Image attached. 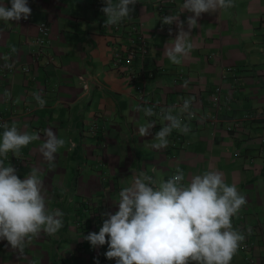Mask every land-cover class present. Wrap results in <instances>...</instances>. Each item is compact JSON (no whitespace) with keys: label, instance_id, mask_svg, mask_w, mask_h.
I'll use <instances>...</instances> for the list:
<instances>
[{"label":"crops","instance_id":"0c3cea01","mask_svg":"<svg viewBox=\"0 0 264 264\" xmlns=\"http://www.w3.org/2000/svg\"><path fill=\"white\" fill-rule=\"evenodd\" d=\"M2 2L11 6L10 0ZM182 2L173 0L169 14H178ZM234 4L202 13L199 27L191 30L193 49L176 65L163 53L175 38L176 25L161 24L154 0H138L130 18L121 22L124 27L127 21L138 20L146 40V52L134 65L145 74L141 97L111 65V26L104 25V0H27L32 10L28 19L0 21V112L9 125L15 122L21 131L41 135L20 150L25 159L17 166V175L23 178L31 168H39L47 206L64 214L59 231L52 236L41 232L22 256L0 240V264H96L94 258L99 264H115L103 255L107 244L93 248L81 241L83 228L98 232L96 226L107 218L102 213L117 210L119 192L140 172L158 186L178 170L185 183L193 175L218 170L226 183L236 185L247 203L232 218V225L244 234L250 249H238L231 264H264V236L259 230L264 225L261 125L250 121L233 131L225 128L226 120L244 111L256 109L264 115V0H234ZM188 15L181 13L180 19ZM41 21L48 25L45 51L52 55L50 62L30 57ZM227 64L234 67L233 78L228 73L220 77ZM185 81L190 82L187 87ZM217 84L229 98L220 118L212 122L206 114ZM5 91L11 93L7 100ZM36 92L46 101L42 108L33 97ZM188 97H194L190 109L194 115L183 118L191 130H173L166 148H151L165 122L158 115L145 116L136 106L152 107L157 114V109L171 106L176 114L182 98ZM148 121L156 122L150 134L137 135L138 126ZM93 123L94 132L89 129ZM49 127L66 139L54 171L39 152L43 130Z\"/></svg>","mask_w":264,"mask_h":264},{"label":"clouds","instance_id":"9594fccd","mask_svg":"<svg viewBox=\"0 0 264 264\" xmlns=\"http://www.w3.org/2000/svg\"><path fill=\"white\" fill-rule=\"evenodd\" d=\"M137 2L104 0L101 8L104 25H118L130 18ZM10 5L7 7L0 0V21L18 22L31 15L27 0H10ZM234 6V0H183L178 14L164 15L160 19L162 25L175 24L177 29L171 45L164 47L165 57L173 64H181L193 49L191 30L199 27L198 18L202 13L212 14ZM184 12L191 15L181 20L180 14ZM168 32L171 35V27ZM189 83L185 81L183 86ZM4 97L7 100L11 93L5 91ZM33 97L41 108L45 106L46 101L39 92L33 93ZM182 99L176 114L171 106L161 108L159 114L152 107L136 106V111L142 110L145 116L158 115L165 122L153 136L151 148H166L173 130L181 133L191 130L183 117L187 114L191 119L194 115L190 110L194 97ZM155 125V121L139 125L137 135H149ZM0 129H3L0 134V240H6L11 249L22 256L41 232L55 235L63 226L64 214L60 209L47 206V190L39 168H31L20 178L10 162L5 164L9 153L19 158L20 150L40 140L41 135L21 131L15 122L0 123ZM65 146L66 139L51 127L43 130L39 152L50 171L56 169L57 153ZM184 181V173L178 170L154 186L153 178L140 172L119 192L117 210L102 213L107 218L99 231L89 232L83 239L93 248L107 244L103 255L114 259L115 264H231L245 239L232 225V218L247 203L245 196L235 184L226 183L224 174L218 170L196 174L187 183ZM94 259L99 264L98 259Z\"/></svg>","mask_w":264,"mask_h":264},{"label":"built area","instance_id":"2783aa9c","mask_svg":"<svg viewBox=\"0 0 264 264\" xmlns=\"http://www.w3.org/2000/svg\"><path fill=\"white\" fill-rule=\"evenodd\" d=\"M172 2L173 0H154L155 10L160 19L164 15L169 14ZM122 25L123 22H120L118 25L111 26V65L117 68L118 71L121 72V75L127 77L128 82H130L133 86V92L136 93L137 96L141 97L143 94L142 78L145 74L139 65L137 67H134V65L136 60L140 61L146 52V40L138 20H129L127 21L126 26L122 27ZM47 33V23L45 21L38 22L36 24V32L32 38L35 46L30 56L31 60L34 62H36L40 57H43L45 62H50L52 60V55L45 51V44L48 41ZM22 68L27 69L25 66ZM233 72L234 67L231 64L224 65L221 69L220 77H224L228 73L229 76L233 78ZM211 93L213 97L210 100L209 113L206 114V117L207 120L214 122L220 118V110L226 106V102L229 97L226 93H221V87L219 84L213 87ZM24 109H28V107L24 106ZM160 110L161 109H157L159 113ZM250 121H257L260 123V137L264 138V115L256 109L244 111L239 117L226 120L225 128L228 131H233L244 125V123ZM4 122H6V116L0 112V123ZM89 129L94 132L96 125L93 123L90 125ZM175 140L180 141V138L176 137ZM24 159L25 157L21 154L19 158L13 155L8 157V161L15 166V168H17V166L22 163ZM98 226L99 225L96 226V229L99 231L100 227ZM259 230L264 236V225ZM246 231H249V228L246 229ZM89 232L90 231L84 227L82 232L83 237L87 236ZM83 237L81 238V241L85 240ZM240 247L245 250L250 249L247 238L244 239Z\"/></svg>","mask_w":264,"mask_h":264},{"label":"rangeland","instance_id":"374dc122","mask_svg":"<svg viewBox=\"0 0 264 264\" xmlns=\"http://www.w3.org/2000/svg\"><path fill=\"white\" fill-rule=\"evenodd\" d=\"M235 217H236V216H235ZM239 249H240L242 252H244V248L239 247Z\"/></svg>","mask_w":264,"mask_h":264}]
</instances>
